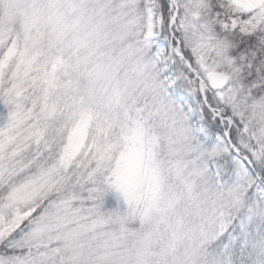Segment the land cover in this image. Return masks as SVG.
<instances>
[{"label": "snow or ice", "instance_id": "obj_1", "mask_svg": "<svg viewBox=\"0 0 264 264\" xmlns=\"http://www.w3.org/2000/svg\"><path fill=\"white\" fill-rule=\"evenodd\" d=\"M0 264H264V0H0Z\"/></svg>", "mask_w": 264, "mask_h": 264}, {"label": "rangeland", "instance_id": "obj_2", "mask_svg": "<svg viewBox=\"0 0 264 264\" xmlns=\"http://www.w3.org/2000/svg\"><path fill=\"white\" fill-rule=\"evenodd\" d=\"M118 206V202L114 195H109L106 197L104 209L105 211H110L112 209H115Z\"/></svg>", "mask_w": 264, "mask_h": 264}]
</instances>
